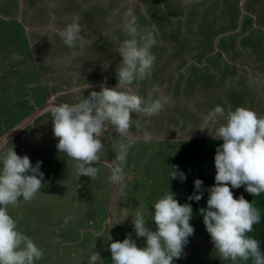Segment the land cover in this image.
<instances>
[{"label":"rangeland","instance_id":"obj_1","mask_svg":"<svg viewBox=\"0 0 264 264\" xmlns=\"http://www.w3.org/2000/svg\"><path fill=\"white\" fill-rule=\"evenodd\" d=\"M11 1L16 2V0ZM186 1L188 0H108L107 4H90L85 11L88 16L98 17L99 21L105 22V16L110 13L113 5L119 13L124 12L127 19L130 18L127 13L131 11L143 30L153 32L157 42L168 41L172 36L176 38L183 34L184 41H187L186 38L193 40L199 37L198 45L204 46L207 42L195 32L207 31L204 28L210 25L198 21L194 28L190 23L194 17L190 20L188 17L184 21L182 16ZM217 1V4L222 6L221 14L227 22L230 21L232 25L239 27L241 21V29H236L235 36H239L242 30L244 32L247 21L249 26L255 24L252 15L248 16L242 12L241 0L238 2ZM170 2L175 5L169 6ZM20 5L17 3V16L21 14ZM22 14L25 15L26 12ZM206 19L205 16L204 20ZM256 23H260L259 20H256ZM2 27L3 34L7 38L2 39L5 45L0 43V98H3V102H0V133L10 127L14 121L18 122L26 117L31 108L33 110L34 106L43 104L45 101L43 102L42 99L54 90L42 84L39 77H43L44 74L40 75L34 69L31 73L29 69L30 65L32 68L36 66L41 68L42 56L38 55V47L33 39L34 34L26 30L18 18L10 23L3 22ZM211 30L215 32L218 28L212 27ZM115 31L121 33L124 27L121 26ZM252 31L240 40L237 39L238 49L242 52L234 51L235 56L224 59L220 54L209 55L206 57L203 69L192 65L193 74L202 76L196 79L206 85L205 80L210 83L215 81L209 71L213 70L217 63L220 65L217 69L222 70L221 76L225 73V79H227L225 96L217 98L213 105L209 98H204L206 100L202 103L195 101L192 104V117L195 122L203 124L204 117L216 105L222 106L226 113L234 111L237 106L243 107L249 103L264 105V83L260 82L261 84L254 87L256 81H245L252 76L259 79L261 75L256 72L264 69V30L253 26ZM124 34V39L128 38L126 33ZM115 36L117 39H113L114 43L111 44L116 48L124 39L119 38L118 33ZM165 36L169 37L165 38ZM42 41L46 42L42 45L43 51L48 50L45 47L53 46L47 39L46 33ZM222 41L223 39H220V42ZM213 43L211 41V44ZM248 44L252 47H248ZM242 53L245 56H242ZM189 56L191 54L181 55V59ZM205 56L192 54V58L200 64L202 60L199 58ZM159 60L157 59V63ZM244 63L249 64L252 73L244 66ZM175 64H178V61ZM200 70L203 72L202 75L197 74ZM214 76L220 78L217 75ZM188 78L193 80L191 76ZM237 80L243 81L239 84ZM156 116L146 122V128L152 126V129L157 130L160 124L159 114ZM47 117H51L49 113ZM132 117H138V128L132 126L131 132H134V129L140 132V117L135 113ZM41 121L47 123L44 127V136L41 133L42 130L31 133L28 137L27 133L17 142L13 139V144L10 140L0 149V154L13 146L17 155H27L33 166L37 161L41 162L39 171L44 174L43 187L30 202H25L21 197L16 206L9 208V214L17 220L18 230L29 236L43 250L42 261H48L49 264H89L88 258L95 251L101 258L98 264H112L109 252L111 241H122L126 235H130L138 247L146 245L145 238L137 237L134 231L132 220L137 212L151 219L149 213L153 211L152 205L170 192L180 204H185L180 193L173 191L168 183L166 168L179 145L168 143V140L172 141V139L157 138L148 140L146 143L144 140L138 141L135 138V143L127 154L124 184L118 187L110 182L109 165L115 160L118 145L127 142L126 137L109 131L100 137L106 152L102 155L101 161L94 165L99 169L98 177L91 180L87 176L78 177L75 161L65 153H59L56 147L58 138L52 135V120ZM167 121L169 120H165ZM220 122L223 123L222 118ZM196 135L194 133V136ZM172 137L177 138V135ZM126 213L129 216L124 218ZM148 227L155 230L153 220L148 221ZM192 227L194 234L188 238L181 258H173L175 261L180 264H234L230 260L221 259L218 251L207 244L198 230L193 225ZM63 258L66 260L61 261ZM197 259L201 261L196 262Z\"/></svg>","mask_w":264,"mask_h":264},{"label":"clouds","instance_id":"obj_2","mask_svg":"<svg viewBox=\"0 0 264 264\" xmlns=\"http://www.w3.org/2000/svg\"><path fill=\"white\" fill-rule=\"evenodd\" d=\"M127 15L130 18L123 27L128 38L116 49L122 57L117 69V85L113 88L102 85L86 98L81 95L77 103L51 107L52 131L58 138L56 147L59 153L75 161L78 177L87 176L91 180L98 177L99 169L94 165L105 155L100 139L105 132L114 129L127 138L126 143L118 145L115 160L109 165L110 182L118 187L124 184L127 154L135 143V137L130 135L132 113L151 118L168 103L167 97L146 101L130 90L134 82L152 75L156 57L151 49L157 41L152 31L142 29L131 11ZM82 28L79 17H75L58 34L66 46L75 48ZM89 87L86 84L85 88ZM208 127L215 128L212 139L223 143L214 155L215 183L208 190L207 207L200 209L203 224L221 259L234 264L238 259L264 264L259 241L248 235L260 222V212L243 196L234 198L231 190L244 186L252 196L264 193V116L242 106L226 113L222 106L216 105L204 117V127L199 129ZM144 138L147 141L150 134L145 133ZM7 142L8 138L0 140V147ZM0 164V264H37L43 258V250L18 230V222L9 214V208L16 206L21 197L30 202L41 190L44 185V174L39 171L41 162L33 166L27 155H17L12 146L0 154ZM174 169L170 173L172 179L177 177L175 166ZM179 178L185 180L186 176L181 172ZM202 185V180L194 181L197 194L189 199L202 198ZM152 209L151 219L140 212L132 216L135 234L145 238L146 245L138 247L130 235L122 241H111L112 264H174L173 258L179 259L184 254L188 238L194 234L190 224L191 205L180 204L170 192L158 199ZM127 216L126 213L124 218ZM149 220L155 223L154 231L148 227ZM88 259L89 264H98L101 258L93 251Z\"/></svg>","mask_w":264,"mask_h":264},{"label":"crops","instance_id":"obj_3","mask_svg":"<svg viewBox=\"0 0 264 264\" xmlns=\"http://www.w3.org/2000/svg\"><path fill=\"white\" fill-rule=\"evenodd\" d=\"M232 1L238 2L240 0ZM17 3L21 4V14L18 16L16 10ZM95 3L107 4L108 0H16L14 3L11 0H0V43L5 45L2 39L7 38L2 31V23H10L16 18L20 19L24 28L34 34L33 39L38 47V55L42 56L41 68L40 66L32 68L30 65L29 69L31 73L34 69L36 73H40V75L44 74L43 77H39L42 84L54 88L49 96L46 95L42 99L43 102L45 101L43 104L40 103L39 106H34L33 110L31 108L27 112L29 114H25L27 116L18 121L19 123L23 122L36 108L43 107L35 117L26 122L18 131L20 134L25 136L28 133V137L31 133H37L39 130H42L41 133L44 136V127L47 123H42L41 120H46L47 122L48 120H52L51 117H47V113L51 116V107L53 105L77 103L81 95L86 98L91 91H99L102 85L108 88H113L117 85V69L122 57L116 51L118 46L115 48L111 43H114L113 39H117L116 33L120 35L118 36L119 38H125L124 31L120 33L115 30L124 26V23L128 19L125 18L124 12L119 13L113 5L110 8V13L105 16V22L99 21L98 17L88 16L85 8ZM170 3L169 6L175 5L173 2ZM217 3V0H188L183 10L182 17L184 21L188 17L189 20L194 17L193 21L190 22L192 27L195 28L198 21L210 25L204 28L207 31L203 30L202 33L199 31L195 32L207 42L206 45H198L200 41L199 37H193V40L186 38L187 41H184L185 35L181 34V36L176 38L172 36L168 41L164 40L163 42L159 40L151 49L156 57L152 75L145 80L134 82L130 86V90L144 97L146 101L148 98L167 97L168 103L165 109L159 113L158 119L160 124L157 126V130L155 128L152 129V126L149 128L145 126L146 122L156 118V115L151 118L139 116V129L141 131L136 132L134 129V132H131L130 130V135L137 138L138 141H146L144 138L145 133L150 134V139L148 140L157 138L172 139V141L168 140V143H172V145H175V143L176 145H180L182 142L193 137H211L215 135V128L199 129L204 127V123L200 124V122L198 123L193 120L192 104L195 101L202 103L206 100L204 98H209L213 105L217 98L225 96L227 79H225V73L221 76L222 70H218L220 65L214 62L217 65L215 64L213 70L209 71V74L215 81L210 83L205 80L206 85L196 79L202 76L193 74L192 65L203 69V66L206 64V57L209 55L220 54L224 59L228 56H235L234 51L242 52L238 49L239 41L237 39L240 40L242 37L247 36L249 32L252 33L253 26L264 30V0H241L242 12H245L248 16L252 15L255 24L249 26V22L247 21L244 26L246 29H244V32L242 30L239 36H235V32L236 29H241V21L239 27H235L230 21L227 22L221 14L223 13L221 10L222 6ZM22 12H26V14L23 15ZM200 14H204V16H200ZM205 16L206 20H204ZM75 17H79L80 23L84 25V28L81 30V37L76 42L75 48H69L64 44L63 39L58 33L68 24L72 23ZM256 20H259L260 23H256ZM212 27L218 28V30L214 32L211 30ZM45 33L47 39L53 45L50 48L45 47V49H48L47 51L42 50V45L46 43L42 41ZM167 37L169 36H165V38ZM220 39H223V41L220 42ZM211 41L214 43L211 44ZM248 47H252V45L248 44ZM55 54L58 55L55 56ZM189 54L191 56L182 57L181 59V55ZM192 54L201 57L206 56L199 58L202 60L200 64L192 58ZM243 55L244 53H242ZM157 59H160L159 63H157ZM176 61H178V64H175ZM244 66L250 71L249 64L244 63ZM9 70L12 71V69ZM202 73V70H200L197 74L202 75ZM256 74H260L261 77L257 79L252 76L245 80L246 82L249 80L252 82L256 81L254 87L259 85L260 82L264 83V69L258 70ZM189 76L193 80L188 78ZM237 81L240 84L243 80ZM86 84L90 87L85 88ZM0 102H3V98H0ZM243 107L255 111L259 116H264V105L249 103ZM165 120L169 121L165 122ZM18 122L14 121L11 123L10 127H7L0 133V136L19 124ZM31 124L30 128H25ZM132 126L138 128V117H133ZM108 131L115 133L114 129H109ZM194 133L197 135L194 136ZM206 133L208 134L205 135ZM52 135L54 134L52 133ZM174 135H177V138H173L172 136ZM13 136L8 137V142L13 139ZM147 141L146 143H148ZM3 147H0V149ZM89 222L91 221L89 220ZM46 248L50 250L48 246ZM64 260L66 258H63L61 261ZM37 264H49V262H44L41 259Z\"/></svg>","mask_w":264,"mask_h":264},{"label":"trees","instance_id":"obj_4","mask_svg":"<svg viewBox=\"0 0 264 264\" xmlns=\"http://www.w3.org/2000/svg\"><path fill=\"white\" fill-rule=\"evenodd\" d=\"M32 124L25 128H30ZM21 136L23 137V134L18 132L13 136V139L17 142ZM13 139H11V144H13ZM222 143V140H214L211 137L189 138L178 146V150L174 153L166 168L168 183L172 190L180 193L184 199V203L191 205L193 216L190 223L198 230L203 240L211 245V247L213 246V248L214 245L203 224V212L200 211V209L207 207V199L209 196L208 190L215 183L214 177L216 169L214 165V155L217 147ZM174 166L177 171V177L172 179L170 178V173L175 170ZM181 172L186 176L185 180L179 178V173ZM196 179L203 181L202 198L199 201L189 199L190 196L197 194V190L194 187V181ZM229 187L231 188V185H229ZM231 190L234 198L243 196L246 200L252 202L259 210L261 217L260 222L254 225L253 231L248 235L259 241L261 253L264 254V193L260 196H252L245 190L244 186L233 188ZM195 261L200 262L201 260L197 259ZM231 263L234 262L231 261ZM174 264L180 263L174 260ZM235 264H253V261L251 259L248 261L238 259Z\"/></svg>","mask_w":264,"mask_h":264},{"label":"water","instance_id":"obj_5","mask_svg":"<svg viewBox=\"0 0 264 264\" xmlns=\"http://www.w3.org/2000/svg\"><path fill=\"white\" fill-rule=\"evenodd\" d=\"M43 109L42 106L36 108L23 122L15 125L10 130H7L3 135L0 136V140H3L5 138L11 137L14 134H16L25 124L26 122H29L33 117L37 115L41 110Z\"/></svg>","mask_w":264,"mask_h":264}]
</instances>
